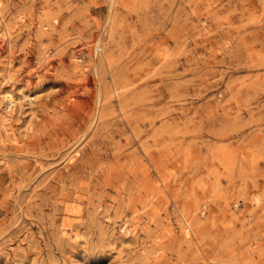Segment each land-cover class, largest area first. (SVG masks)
I'll return each mask as SVG.
<instances>
[{
  "label": "rangeland",
  "instance_id": "1",
  "mask_svg": "<svg viewBox=\"0 0 264 264\" xmlns=\"http://www.w3.org/2000/svg\"><path fill=\"white\" fill-rule=\"evenodd\" d=\"M0 264H264V0H0Z\"/></svg>",
  "mask_w": 264,
  "mask_h": 264
},
{
  "label": "bare ground",
  "instance_id": "2",
  "mask_svg": "<svg viewBox=\"0 0 264 264\" xmlns=\"http://www.w3.org/2000/svg\"><path fill=\"white\" fill-rule=\"evenodd\" d=\"M98 48V47H97ZM5 97V96H4ZM21 97V96H20ZM11 99V98H10ZM13 110V109H12Z\"/></svg>",
  "mask_w": 264,
  "mask_h": 264
}]
</instances>
